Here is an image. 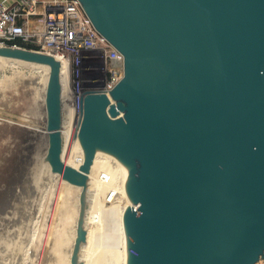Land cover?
I'll list each match as a JSON object with an SVG mask.
<instances>
[{
  "label": "water",
  "instance_id": "water-1",
  "mask_svg": "<svg viewBox=\"0 0 264 264\" xmlns=\"http://www.w3.org/2000/svg\"><path fill=\"white\" fill-rule=\"evenodd\" d=\"M78 2L123 57L110 91L81 96L79 171L61 158L59 63L0 46V57L49 67L50 165L81 187L97 148L129 166L130 264L264 258V0ZM83 206L72 264L86 242Z\"/></svg>",
  "mask_w": 264,
  "mask_h": 264
},
{
  "label": "bare ground",
  "instance_id": "bare-ground-1",
  "mask_svg": "<svg viewBox=\"0 0 264 264\" xmlns=\"http://www.w3.org/2000/svg\"><path fill=\"white\" fill-rule=\"evenodd\" d=\"M54 59L59 63V82H60V87H61L62 125H61V129H60V135H61L62 142H63L61 158L63 160L64 165H66L67 167L71 168L74 171H79V168L82 166L84 159H85V152H84L83 147L81 145L80 139L77 135V131H78L79 123H80V114H79L80 111L76 110L75 94H74L73 90L71 89L72 87L70 88V84H69L70 68H69L68 62L61 57H54ZM5 65L6 66L7 65H27V66H30L31 68L32 67L40 68V70L43 72L42 88H41V105H42L41 106L42 107L41 113H42V120H44L42 130L45 131V133L42 134V137H43L42 141L44 144L43 145L44 151L42 150L43 151L42 155L45 158V161H44L45 162V168H46L45 176H48L51 179H54L56 182H58V186H59L58 190L59 191L57 193L58 194L57 199H56V201L54 200V202H55L56 209L58 211V216L56 217V221L58 219L61 221V225H59V227H61V228H58V229L54 228V230H52V235H50L51 233L49 235H47V240H46L47 241V244H46L47 247H46V249L48 250V256L45 259L44 264H72L73 256H74L75 251H76V236H77V228H78V222H79V217H80V211L85 206V204L83 206V198L85 199L86 205H87V207L84 211L85 215H84V222H83L84 227L86 229V242L84 244H82L78 250V257H79V260L81 262L80 264H130V262H131L130 247H129V241H128V232H127V228H126L124 218H125L126 210L129 207L136 208V205L132 203V200H131L130 196L128 195V190H127L129 182H130L129 181L130 180L129 166L125 162H123L120 158H118L115 154H113L112 152L97 148L95 151L93 162H92L91 166L89 167V169L87 170V173H86L87 178H88L87 179L88 182H87L85 187L76 186L74 184H71V182H68L65 179H63V177H61L62 173H60V174L56 173L57 170L55 171V168L53 166H51L50 165L51 163L48 161L50 142H49L48 133L46 131L45 90H46V84H47V80H48V76H49V67L46 65H39V64H34V63H29V62L12 60V59H8V58L0 57V69H3ZM20 74H21V72H20ZM5 78H7V77H5ZM36 116H38V115H36ZM73 118H74V121H73ZM3 139H4V137H3ZM39 141H41V140H39ZM39 145H40V143H39ZM36 147H38V146H36ZM38 148L40 149V146ZM39 153H40V151H39ZM37 154H35V155H37ZM32 158H31V160H32ZM39 161H40V159H39ZM6 169H7V167H6ZM101 172H103L106 175H111L114 179V186H113L114 188L113 189L116 191V193L110 199H108V201H107V197L109 194L108 190L113 184L110 185V184H104V183L100 182L99 176H100ZM17 187H18V184H17ZM15 188H16V186H15ZM19 191H20V189L17 192H19ZM16 195L18 196V193ZM4 196H5V194H4ZM7 197H8V195H7ZM17 199L19 200V198H17ZM17 199L14 201L17 202L18 201ZM41 200H43V199H41ZM2 201H4V200H2ZM2 204H3V202H2ZM6 204L8 205V200H7ZM16 204H18V203H16ZM4 205H2V206H4ZM14 205H15V203H14ZM107 206H109V208ZM0 207H1V205H0ZM5 207H6V205H5ZM10 208L12 209L13 205L10 206ZM106 208H108V209H106ZM5 209H8V208H5ZM0 211L2 212L1 208H0ZM15 211H16V209H15ZM4 213H6V212H4ZM7 213H9V212H7ZM3 214H1V215H3ZM10 215L11 214H8L5 216H10ZM5 218L7 220V217H5ZM5 218L3 217V219H5ZM0 219H1V216H0ZM102 220L105 221L107 223V225L109 222L110 225L107 226V229L109 227V230L111 228L113 230L111 232H114V233H111L113 235V236H111L109 231H108L109 234L102 232L104 230V228L102 231H100L101 233H105L104 237L107 235L110 236V237H108L109 238V240H108L109 245H107L104 248L101 247L103 250L100 248L98 249V248L93 247L94 241L98 238V234H100V232L97 233V231L99 229H101L100 223H102ZM2 222L0 221V223H1L0 226L2 225ZM8 222H9V219H8ZM14 222H16V220ZM3 224L5 225L6 229H7V227H9V224H8V226H6L7 223L5 224V221L3 222ZM10 224H12V223H10ZM4 225H2V226H4ZM13 225L15 227V224H13ZM5 227H3V228L5 229ZM14 227L13 228L11 227L13 233L15 230ZM29 227H31V226H29ZM0 228H2V227H0ZM11 229H9V230L11 231ZM17 230H16V232H17ZM1 231L2 230L0 229V254H2L1 251H4L6 249H7V251H9L8 249L12 248V246L10 248H7V247H9L10 243H12L13 239L15 240V238H16V237L12 238L11 236H9V234H7L9 232L8 231L5 232L6 230L4 231V233H3V231L2 232ZM2 233L4 235L1 236ZM17 234L15 233V235H17ZM11 235H12V232H11ZM38 236L39 235H36V237H35L33 235V237H35L34 240H38ZM100 238L101 237H99V239ZM102 238H103V236H102ZM105 238H103V239H105ZM34 240L31 242L32 244H30L31 249L29 248L30 249V256H31V258L29 259L30 262L33 260V258H34V261L36 260V257H33V255L37 251H35V250H34V252L32 251L33 243L35 242ZM13 242L15 243V241H13ZM43 244H44V242H43ZM1 247H3V249H1ZM29 249H27V250H29ZM34 249H35V247H34ZM95 249H98L101 252L100 253L96 252L98 250H95ZM12 250L13 249H11L10 251H12ZM41 251H43V250H41ZM25 253H26V251H25ZM41 253H43V252H41ZM4 254H6L5 251L3 252V257H2L3 259H0L1 260L0 263L3 262L4 259L6 258V257H4V256H6ZM27 254H29V253H27ZM43 254L45 255V252ZM43 254L41 255V258H40L42 261L44 260V257H45ZM46 254H47V252H46ZM9 255H11V254L9 253ZM6 259H8V258H6ZM11 260H12V258H11ZM37 260H38V258H37ZM41 260H40V262H41ZM7 262L5 261V263H7ZM24 262L29 263V261H24ZM33 262H31L29 264H32ZM35 262H37V261H35ZM35 262L33 264H35ZM5 263H2V264H5ZM10 264H11V262H10Z\"/></svg>",
  "mask_w": 264,
  "mask_h": 264
},
{
  "label": "rangeland",
  "instance_id": "rangeland-1",
  "mask_svg": "<svg viewBox=\"0 0 264 264\" xmlns=\"http://www.w3.org/2000/svg\"><path fill=\"white\" fill-rule=\"evenodd\" d=\"M11 2L12 0H7L6 4H10ZM42 78L43 72L40 70V68H31L27 65H5L3 69H0V191L2 190L0 192V208L2 209V212L0 211V216L2 220L0 219V221L2 222L4 220L5 224L7 223L6 226H8L9 224V227H7L6 229L3 221L2 225L4 226L1 225L0 227L2 228L0 229L3 231V233L5 230V232L8 231L9 233L7 234H9V236H11L12 238L16 237L15 240L13 239L15 243L12 241L13 244L10 243V246L7 247L10 248L12 246V248L8 249L9 251H7V249L4 250L6 252V254H4L6 256L4 257L8 259L5 258L4 261L2 260L3 262H1L0 264L5 263V261H8L5 264H10V262L11 264H29L34 261L33 257H36L35 261L37 262L34 261L35 264H44L45 259L48 256V250L46 249L47 235H49L50 233V235H52V230H54V228H61L59 227V225H61V221L59 219L56 221L58 211L54 202V200L56 201L58 196V182L48 176H45V158L42 155L44 151L42 134L45 133V131L42 130L44 120H42L41 113ZM105 78L106 72L104 71V66L100 59H88L84 62L82 80H85V82L83 84V91L92 92L100 90ZM69 84L71 88V79L69 81ZM39 140H41L42 142ZM36 146H40V149ZM17 189H20V191L17 192ZM17 193L18 196L16 195ZM7 195L9 198L7 197ZM17 198H19V200ZM1 199L4 201H2ZM16 199L18 200L17 202L14 201ZM7 200L8 205L6 204ZM9 202L13 205L14 209L10 208V206L12 205ZM14 203L16 206L14 205ZM4 204L6 205V207ZM107 207L109 208V206ZM5 208H8L9 210L11 209V212ZM8 214H11L12 216H5ZM3 217H7V220L6 218L3 219ZM13 220H16V222H14ZM13 224H15V227ZM100 224L101 229H99L97 233L102 231L104 228L102 232L108 233L109 231L110 235L113 236L111 234L114 233L111 232L113 230L111 228L109 230V227L107 229V226L110 225L109 222L107 225V223L102 220V223ZM10 226L12 228L14 227V233ZM3 227H5V229ZM9 229H11V231ZM3 233L1 234V236L4 235ZM15 233L18 234L15 235ZM105 233L100 232V234H98V238L96 237L97 239L93 243L94 248L102 249L109 245L108 237L110 236L106 234L107 236H105V238ZM33 235L35 237L36 235H39L38 240H34L35 237H33ZM102 236L105 239H103ZM99 237H101V240L99 239ZM33 240L35 242L33 243L32 251L34 252L35 250L37 252L34 253L32 257L33 260L30 262V244H32L31 242ZM1 249H3V247H1ZM11 249H13L14 251H10ZM4 251H1L2 254H0V259H3L2 257ZM41 252H45V255ZM96 252L100 253L101 251L98 250ZM9 253L11 255H9ZM42 254L45 256L43 261L40 259ZM24 261H29V263ZM255 264H264V258H259V260Z\"/></svg>",
  "mask_w": 264,
  "mask_h": 264
},
{
  "label": "built area",
  "instance_id": "built-area-1",
  "mask_svg": "<svg viewBox=\"0 0 264 264\" xmlns=\"http://www.w3.org/2000/svg\"><path fill=\"white\" fill-rule=\"evenodd\" d=\"M0 0V46L23 48L61 57L70 68L76 110L83 94V64L100 59L106 78L98 92L107 93L123 76V57L93 27L78 0ZM80 114V113H79ZM99 181L112 185L111 175L100 173ZM107 191V192H108Z\"/></svg>",
  "mask_w": 264,
  "mask_h": 264
}]
</instances>
